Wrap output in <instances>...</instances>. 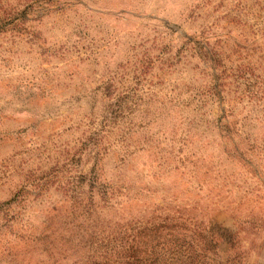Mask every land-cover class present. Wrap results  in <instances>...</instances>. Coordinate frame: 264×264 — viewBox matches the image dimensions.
Instances as JSON below:
<instances>
[{
  "label": "rangeland",
  "instance_id": "374dc122",
  "mask_svg": "<svg viewBox=\"0 0 264 264\" xmlns=\"http://www.w3.org/2000/svg\"><path fill=\"white\" fill-rule=\"evenodd\" d=\"M90 260L264 264V0H0V264Z\"/></svg>",
  "mask_w": 264,
  "mask_h": 264
},
{
  "label": "trees",
  "instance_id": "16d2710c",
  "mask_svg": "<svg viewBox=\"0 0 264 264\" xmlns=\"http://www.w3.org/2000/svg\"><path fill=\"white\" fill-rule=\"evenodd\" d=\"M91 263L95 264V263H100V264H103L102 262L98 261V260H90Z\"/></svg>",
  "mask_w": 264,
  "mask_h": 264
}]
</instances>
